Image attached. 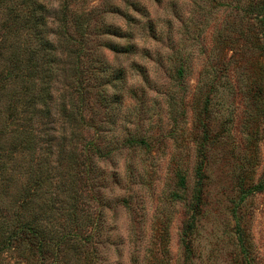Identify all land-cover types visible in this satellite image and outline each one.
<instances>
[{
	"label": "rangeland",
	"instance_id": "374dc122",
	"mask_svg": "<svg viewBox=\"0 0 264 264\" xmlns=\"http://www.w3.org/2000/svg\"><path fill=\"white\" fill-rule=\"evenodd\" d=\"M219 1L224 4L81 0L76 5L121 28L127 38L117 44L134 47L114 55L101 36L89 42L118 77L110 89L116 93L112 109H96L103 121L97 143L116 147L108 158L94 157L106 225L97 245L99 264H264V54L255 37L246 41L238 35L245 23L239 14L224 9L235 0ZM180 65L183 76L177 78ZM213 76L217 82L211 85ZM54 127L55 137L66 134ZM76 133V152L96 139L83 127ZM128 137L147 145L128 146ZM201 159V213L185 236ZM178 170L185 174V189L176 184Z\"/></svg>",
	"mask_w": 264,
	"mask_h": 264
},
{
	"label": "trees",
	"instance_id": "16d2710c",
	"mask_svg": "<svg viewBox=\"0 0 264 264\" xmlns=\"http://www.w3.org/2000/svg\"><path fill=\"white\" fill-rule=\"evenodd\" d=\"M241 1L224 9L248 24L238 35L246 41L255 37L264 54V0ZM78 2L0 0V264H99L97 245L106 225L94 157L108 158L116 147L97 143L103 121L96 109H112L116 93L110 89L118 77L89 42L101 36L114 55L134 47L117 44L127 38L122 29L98 21L92 11H77ZM183 71L180 65L177 78ZM55 124L66 134L55 137ZM82 127L96 139L76 152V131ZM124 142L147 145L129 137ZM204 168L201 159L185 236L201 213ZM175 177L185 189V174L178 170ZM184 248L188 253V241Z\"/></svg>",
	"mask_w": 264,
	"mask_h": 264
}]
</instances>
